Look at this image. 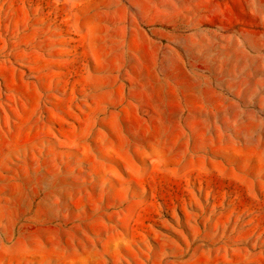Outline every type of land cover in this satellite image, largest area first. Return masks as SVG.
Returning a JSON list of instances; mask_svg holds the SVG:
<instances>
[{
  "label": "rangeland",
  "instance_id": "374dc122",
  "mask_svg": "<svg viewBox=\"0 0 264 264\" xmlns=\"http://www.w3.org/2000/svg\"><path fill=\"white\" fill-rule=\"evenodd\" d=\"M0 264H264V0H0Z\"/></svg>",
  "mask_w": 264,
  "mask_h": 264
}]
</instances>
